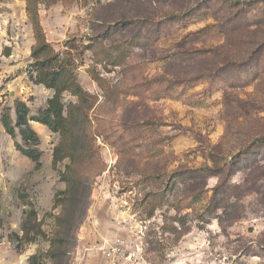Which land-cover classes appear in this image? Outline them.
<instances>
[{"label": "rangeland", "instance_id": "374dc122", "mask_svg": "<svg viewBox=\"0 0 264 264\" xmlns=\"http://www.w3.org/2000/svg\"><path fill=\"white\" fill-rule=\"evenodd\" d=\"M27 4L55 50L73 44L93 96L70 106V169L52 161L58 132L30 120L35 165L0 122V264H264V0H0L11 124L18 101L32 118L53 94L29 79ZM58 236L65 253L51 259Z\"/></svg>", "mask_w": 264, "mask_h": 264}, {"label": "trees", "instance_id": "16d2710c", "mask_svg": "<svg viewBox=\"0 0 264 264\" xmlns=\"http://www.w3.org/2000/svg\"><path fill=\"white\" fill-rule=\"evenodd\" d=\"M26 11L35 40L30 53L32 61L29 65L31 68L29 79L34 83L44 85L46 88H51L53 90V94L47 99L46 107H44L38 115L28 118L27 105L23 101H18L15 107L16 117L14 123L11 124L9 121L6 108L1 113L0 122L4 131L11 137H14L15 132L18 131L21 139L26 144V147L22 148L16 142L15 147L23 155L35 162V165L39 164L41 153L36 148V145L39 143V137L30 126V120L45 125L53 132H58L60 140L53 148L52 161L55 165L59 159L68 158L69 163L66 165V169H70L72 164L76 162V158L78 156V150L76 149L74 143L75 131L73 130V127L75 125L79 126L80 122L79 121L77 123L75 121V117L72 115V109L81 111L82 104L93 95L81 86L77 76L75 75L74 60L71 57V49L74 48L73 44L68 42V40L64 42V47L67 50L65 55L64 53H60L58 50H55L52 44L48 42L45 37L37 9L31 10L29 4H27ZM66 91L75 96L77 101L75 103L70 102L65 108L61 99L62 94ZM75 138L78 137L75 136ZM62 174L63 180H70L67 178L65 173ZM64 192L66 191H59L56 194L55 203L57 205H62V201H60L62 198H59V194ZM26 217L29 222L35 221V211L33 209L27 211ZM65 218L66 222H70L71 214L68 213ZM63 220L64 212H61L56 216V221L60 224ZM32 225H34V228H37V232L40 233V229L37 224ZM24 237L26 241L34 239L32 236ZM65 243L64 238L58 236L57 239L51 240L50 247L46 253L51 259L61 258V256L65 253L63 248ZM59 261L60 260H58V264H60ZM28 262L29 264H42L40 261V254L35 253L30 255Z\"/></svg>", "mask_w": 264, "mask_h": 264}, {"label": "built area", "instance_id": "2783aa9c", "mask_svg": "<svg viewBox=\"0 0 264 264\" xmlns=\"http://www.w3.org/2000/svg\"><path fill=\"white\" fill-rule=\"evenodd\" d=\"M106 264H110V263H106Z\"/></svg>", "mask_w": 264, "mask_h": 264}]
</instances>
